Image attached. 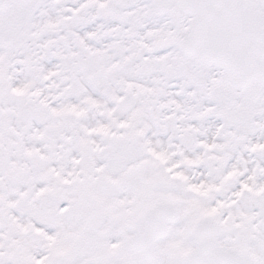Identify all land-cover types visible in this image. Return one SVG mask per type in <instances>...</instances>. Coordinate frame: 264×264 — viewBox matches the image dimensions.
<instances>
[{
  "label": "snow or ice",
  "instance_id": "obj_1",
  "mask_svg": "<svg viewBox=\"0 0 264 264\" xmlns=\"http://www.w3.org/2000/svg\"><path fill=\"white\" fill-rule=\"evenodd\" d=\"M0 264H264V0H0Z\"/></svg>",
  "mask_w": 264,
  "mask_h": 264
}]
</instances>
